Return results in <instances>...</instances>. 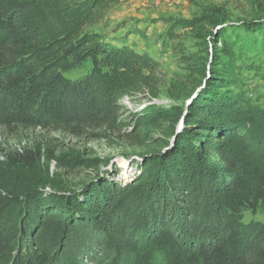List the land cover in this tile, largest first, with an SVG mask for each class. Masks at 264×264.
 <instances>
[{"label": "trees", "instance_id": "16d2710c", "mask_svg": "<svg viewBox=\"0 0 264 264\" xmlns=\"http://www.w3.org/2000/svg\"><path fill=\"white\" fill-rule=\"evenodd\" d=\"M120 1L0 0V125L116 129L137 146L175 137L133 174L82 186L66 174L110 159L41 144L0 158V264H264V222L244 221L264 214V108L232 88L234 36H206L207 16L169 18L173 40L181 29L205 41L204 83L172 81L168 95L184 102L150 101L124 131L120 100L159 98L162 78L151 54L92 29ZM245 30L241 48L258 47L260 30L264 44V22Z\"/></svg>", "mask_w": 264, "mask_h": 264}, {"label": "rangeland", "instance_id": "374dc122", "mask_svg": "<svg viewBox=\"0 0 264 264\" xmlns=\"http://www.w3.org/2000/svg\"><path fill=\"white\" fill-rule=\"evenodd\" d=\"M200 16L210 18L207 29L203 31L206 36L208 31H215L220 27H225L229 34L234 36L232 40L236 41V45L234 70L231 74L237 83L232 88L238 92L244 91L254 104L264 108L262 30L257 35L258 47L245 50L240 46L246 35V24L264 22V0H121L109 8L103 19L92 29L104 34L108 42L126 43L137 52L151 54L161 63L159 72L162 78L159 98L132 100L124 97L120 100L122 108L118 114V121L124 131L131 130L129 124L134 112L150 101L166 107L184 102L172 99L168 95V87L172 81H185L192 86L204 83L201 70L206 64V73L208 72L209 59L205 41L197 32L181 29L176 30L179 38L173 40L168 21L169 18L191 19ZM235 36L241 37V40ZM90 67V63H86L85 67L68 73V76L79 78L86 74ZM171 139L165 132L157 131L152 134V139L142 146H137L132 140L122 138L116 129L86 126L73 132L1 124L0 158L16 151L21 152L19 148L25 150L41 144L44 148L56 149L57 153L75 151L81 152L87 158L110 159V165L101 166L99 170L77 168L66 174L71 182L82 186L89 183L99 172L106 173L107 170L113 174L118 173L117 179L126 174H133L135 161L141 155L163 150L165 142ZM61 171L63 174L66 173ZM251 220L264 222L261 208L256 212L244 211V221Z\"/></svg>", "mask_w": 264, "mask_h": 264}, {"label": "water", "instance_id": "95a60500", "mask_svg": "<svg viewBox=\"0 0 264 264\" xmlns=\"http://www.w3.org/2000/svg\"><path fill=\"white\" fill-rule=\"evenodd\" d=\"M174 140H175V137H173L172 139H171V145L174 143Z\"/></svg>", "mask_w": 264, "mask_h": 264}, {"label": "built area", "instance_id": "2783aa9c", "mask_svg": "<svg viewBox=\"0 0 264 264\" xmlns=\"http://www.w3.org/2000/svg\"><path fill=\"white\" fill-rule=\"evenodd\" d=\"M156 103H158V102H156ZM19 150H20L21 152L23 151V150H22V149H20V148H19Z\"/></svg>", "mask_w": 264, "mask_h": 264}]
</instances>
